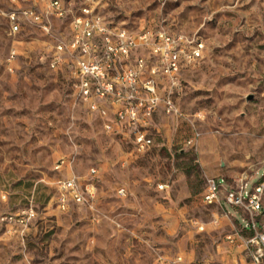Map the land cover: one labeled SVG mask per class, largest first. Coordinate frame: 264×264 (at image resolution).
I'll list each match as a JSON object with an SVG mask.
<instances>
[{
	"label": "rangeland",
	"instance_id": "rangeland-1",
	"mask_svg": "<svg viewBox=\"0 0 264 264\" xmlns=\"http://www.w3.org/2000/svg\"><path fill=\"white\" fill-rule=\"evenodd\" d=\"M52 2L0 0V264H222L247 214L202 191L209 177L248 175L251 188L264 175V0ZM94 15L104 31L84 54L74 21ZM159 31L181 37L175 74L154 51ZM125 40L128 56L108 53ZM83 54L110 62V78L136 70L139 95L154 85L152 114L120 121L114 95L97 98L107 114L91 110ZM69 179L81 200L62 187Z\"/></svg>",
	"mask_w": 264,
	"mask_h": 264
},
{
	"label": "built area",
	"instance_id": "built-area-1",
	"mask_svg": "<svg viewBox=\"0 0 264 264\" xmlns=\"http://www.w3.org/2000/svg\"><path fill=\"white\" fill-rule=\"evenodd\" d=\"M52 3L56 7H60L59 0H53ZM83 9L86 13H90L92 10L88 5L84 6ZM25 12L27 13V11ZM74 26L76 31L72 46L81 44L84 54L88 53V50L92 48V43L88 41V38L95 31H104L101 17L99 15H94L93 17L79 16L75 18ZM17 27L18 25L15 23L14 29ZM124 36L125 32L122 33L121 37ZM157 36L160 43H157L154 51H161L163 59L166 57L169 59V62H165L168 67L167 71L175 74L181 66L180 62H177L179 49H174V46L180 41L181 37H175L166 31L157 32ZM107 39L109 40V37ZM132 44V40H125L118 47H114L110 43L107 51L110 54L120 51L128 56ZM62 48L63 44H58V49ZM182 49L180 48V50ZM195 53L199 54L198 49ZM84 54L76 59V63L80 72V91L83 98L88 101L91 110L98 111L102 115L107 114V108L101 106L97 98L114 95L116 101L121 102L124 100V103L117 105L114 110L120 121H125L128 118L133 123L139 122V112L141 110L145 116L152 114L160 100L154 85L148 88L150 90L148 98L139 95L136 70L129 69L124 75L118 74L110 78L108 70L110 62L104 64L97 60H90ZM57 61H59V56L55 55L52 65H55ZM140 66H142V63H140ZM123 79H127L132 86L133 91L130 94H123L116 86V83L122 82ZM175 109L174 102L169 98L167 100V111H175ZM106 126L110 127L111 124L106 123ZM152 143V137L145 130L139 128L135 131V144L138 150H146ZM249 178L248 175H244L230 184L226 179L222 183L218 177H209L206 187L202 191V199L206 203H220L224 206L225 203H230L239 206L247 214L244 224L239 221L241 228L226 235L230 242L234 243L237 241L244 245L243 253L245 256L236 258L233 261H226L223 264H264V178H260L251 188H247ZM62 187L71 189L73 191L72 196L76 200L82 199L83 195L75 187V180L69 179L62 182ZM66 199L67 195L63 191L59 201L62 207H65ZM200 228L203 229L204 225L201 224ZM181 260L182 256H178L176 262L179 263Z\"/></svg>",
	"mask_w": 264,
	"mask_h": 264
},
{
	"label": "crops",
	"instance_id": "crops-1",
	"mask_svg": "<svg viewBox=\"0 0 264 264\" xmlns=\"http://www.w3.org/2000/svg\"><path fill=\"white\" fill-rule=\"evenodd\" d=\"M105 101V100H104ZM221 175H218L216 177H219ZM224 176V175H223ZM224 178L226 179L227 182H229L230 184L232 183L230 180H228L225 176ZM229 245L232 246V252H229L226 254V258L225 260H223L222 264L225 263L226 261H233L236 258H243L245 255L243 253V249H244V245L240 242H229Z\"/></svg>",
	"mask_w": 264,
	"mask_h": 264
},
{
	"label": "trees",
	"instance_id": "trees-1",
	"mask_svg": "<svg viewBox=\"0 0 264 264\" xmlns=\"http://www.w3.org/2000/svg\"><path fill=\"white\" fill-rule=\"evenodd\" d=\"M262 178H264V175H263V177H261V179H262Z\"/></svg>",
	"mask_w": 264,
	"mask_h": 264
}]
</instances>
